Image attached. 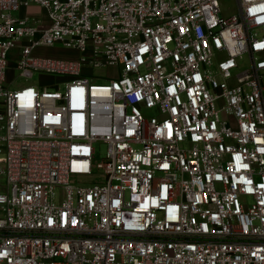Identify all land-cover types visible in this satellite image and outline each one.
I'll return each instance as SVG.
<instances>
[{
  "label": "built area",
  "instance_id": "obj_1",
  "mask_svg": "<svg viewBox=\"0 0 264 264\" xmlns=\"http://www.w3.org/2000/svg\"><path fill=\"white\" fill-rule=\"evenodd\" d=\"M236 10L0 0V264H264V0Z\"/></svg>",
  "mask_w": 264,
  "mask_h": 264
},
{
  "label": "rangeland",
  "instance_id": "obj_2",
  "mask_svg": "<svg viewBox=\"0 0 264 264\" xmlns=\"http://www.w3.org/2000/svg\"><path fill=\"white\" fill-rule=\"evenodd\" d=\"M222 12L226 16H231L235 13H237L236 10V0H219ZM15 17L21 18L23 16H39V17H45V12L38 8H32L28 11L19 12L17 14H14ZM17 51H13L9 55V60L11 65L13 66L15 64ZM37 57H43V58H50V57H56L60 59H75L77 58V54L74 53L71 50L65 49L61 46H58L55 49H41L35 54ZM78 59V58H77ZM97 75L104 78L102 81L97 82V84L100 85H106L111 80L116 78L117 74L116 71L113 69H107L102 72H97ZM9 77L12 80H15L17 82L18 87H24L27 85V82L25 80H21L16 78L17 74L12 75V73H9ZM36 81H39V78L36 76L30 83H35ZM47 82H50V79L46 80ZM106 155V146L104 144L98 145V152L96 156L94 157V164H99ZM71 183L74 185H82V186H94V185H102L105 183V176L103 175H97L94 174L93 176L89 178H73L71 180Z\"/></svg>",
  "mask_w": 264,
  "mask_h": 264
}]
</instances>
